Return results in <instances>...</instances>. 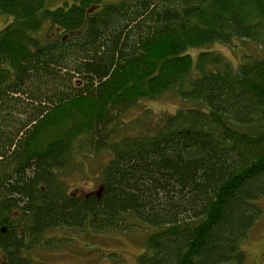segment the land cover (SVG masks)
Returning <instances> with one entry per match:
<instances>
[{
    "label": "trees",
    "instance_id": "16d2710c",
    "mask_svg": "<svg viewBox=\"0 0 264 264\" xmlns=\"http://www.w3.org/2000/svg\"><path fill=\"white\" fill-rule=\"evenodd\" d=\"M0 16L3 264L55 247L56 229L146 231L139 264H244L264 201V53L234 65L210 46L259 44L264 0H0ZM142 101L167 105L133 114ZM104 152L100 189L69 192L79 157Z\"/></svg>",
    "mask_w": 264,
    "mask_h": 264
},
{
    "label": "rangeland",
    "instance_id": "374dc122",
    "mask_svg": "<svg viewBox=\"0 0 264 264\" xmlns=\"http://www.w3.org/2000/svg\"><path fill=\"white\" fill-rule=\"evenodd\" d=\"M72 2L73 0H45V5L49 9H55L65 3L71 4ZM9 20L0 16V29ZM210 49L220 51L230 63L235 65L245 59L244 54H252L253 56L263 54L264 36L259 44L243 40L236 45H211ZM189 52L195 55L197 49H189ZM166 105L162 101H142L133 108L132 112L136 114L142 108L149 107L153 111V117H155ZM133 114L131 113V115ZM103 154L95 158L82 157V159L79 157V166L65 175L69 192L85 195L100 189L99 170L108 157L106 152ZM260 203L262 207L261 216L251 227L245 242L241 245L247 255V261L244 264H264V201H260ZM79 232L68 229H56L47 232L48 243L56 246L46 247L47 245L43 244L36 248L34 246L29 251L31 260L29 264H139L138 257L146 250L145 239L148 232L143 230L131 229L126 232L83 230ZM71 235L73 237H70ZM62 236L67 239H63ZM52 237H58L57 241L51 240ZM105 254H107L106 257H104ZM148 255L150 256V253H146L144 257L147 260H149ZM0 258H2L1 251Z\"/></svg>",
    "mask_w": 264,
    "mask_h": 264
},
{
    "label": "flooded vegetation",
    "instance_id": "af4514ba",
    "mask_svg": "<svg viewBox=\"0 0 264 264\" xmlns=\"http://www.w3.org/2000/svg\"><path fill=\"white\" fill-rule=\"evenodd\" d=\"M264 252V251H263ZM264 258V257H263ZM2 258H0V264H3V261H1Z\"/></svg>",
    "mask_w": 264,
    "mask_h": 264
}]
</instances>
